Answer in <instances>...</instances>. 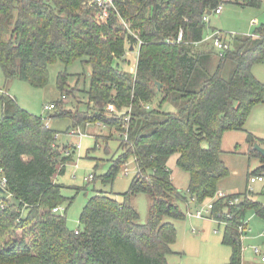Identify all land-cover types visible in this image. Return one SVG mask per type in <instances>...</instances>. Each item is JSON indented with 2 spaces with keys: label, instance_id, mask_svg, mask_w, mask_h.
<instances>
[{
  "label": "trees",
  "instance_id": "obj_1",
  "mask_svg": "<svg viewBox=\"0 0 264 264\" xmlns=\"http://www.w3.org/2000/svg\"><path fill=\"white\" fill-rule=\"evenodd\" d=\"M225 3L261 6V0H115L101 18L93 0H0L6 80L44 88L58 61L67 68L77 61L90 66V85L81 91L87 110L75 114L62 107L53 117H70L75 129L100 122L120 134L128 127V139L120 137L101 181L113 184L130 157L137 170L121 201L97 191L83 208L80 228L69 229L61 208L67 204V212L74 197L63 195L66 187L57 177L66 173L74 149L67 155L42 117L0 92V182L7 180L0 192V264H168L177 240L170 220L185 218L178 202H187L168 168L173 156L190 175L187 195L212 200V218L226 223L222 243L232 250L228 264H243L246 213L253 209L264 219V204L246 199L230 205L247 193L219 198V183L229 175L222 140L229 131H243L253 108L264 103V83L252 72L264 63V29L256 38L219 35L228 45L221 51L214 45L218 35L205 43V18ZM131 46L138 49L134 73L119 62L126 61ZM70 77L67 70L58 76L59 107L73 94ZM165 104L173 111H163ZM247 141L264 165L254 136ZM255 174L264 175V166ZM142 193L152 200L146 224L133 205Z\"/></svg>",
  "mask_w": 264,
  "mask_h": 264
},
{
  "label": "rangeland",
  "instance_id": "obj_2",
  "mask_svg": "<svg viewBox=\"0 0 264 264\" xmlns=\"http://www.w3.org/2000/svg\"><path fill=\"white\" fill-rule=\"evenodd\" d=\"M260 29H264V0H261L260 7H243L236 3H225L221 14L209 16L205 38L213 36L216 32L227 39L236 36L256 38L259 37L257 34ZM137 58V50L129 51L124 59L126 61L119 62L126 71L134 73ZM217 60L216 58L215 64H217ZM66 70L71 75L68 83L73 94L67 93V99L63 102L65 104L60 107L57 105V108L49 110L48 107L51 104L62 100L57 80L59 74ZM230 71L231 64L227 63L223 72L226 79L229 78ZM252 72L257 79L264 83V63L256 64ZM90 74L91 67L84 65L81 61H77L68 68L58 61L50 67L47 86L35 88L18 79L7 81L0 66V91L3 90L15 98L23 109L42 117L49 127L57 132V144H73L74 147H77L78 144L81 145L80 149H75L72 162L67 165L66 173L57 177L58 182L66 187L63 190V195L67 198L74 197L67 212H65L67 204L61 208V214L66 216L67 225L71 230L80 228V215L83 208L97 191L110 194L121 201L122 195L129 190L130 183L137 173L135 159L130 157L127 162L128 175H125V165L118 172L113 184H104L101 177L108 172L110 161L118 152L121 140L119 134L103 124L86 122L80 125L84 136L70 135L69 133L75 129L71 118L53 117L61 111L62 107L75 114L87 110V98L81 91L85 88L88 89ZM157 103V101L153 102L154 107ZM162 110L173 111V107L165 104L162 106ZM1 115L2 105L0 103V117ZM250 134L257 141L255 144L264 148V103L253 108L243 131H231L223 136L222 159L229 169V175L220 181L219 194L223 193L229 196L247 193L248 195L235 197L237 202L248 199L264 204V183H249L250 178L257 175L255 173L264 166L259 154L254 153L248 144L247 139ZM106 137L111 138L106 139ZM177 157L173 156L169 160L168 168L171 171L175 187L186 194L187 202H178L185 218L170 220L176 227L177 240L172 246L173 253L167 256L168 264H228L232 250L222 243L226 225L214 220L211 214L204 213L212 200L198 202L187 195L190 175L177 166ZM91 175H95L97 179L89 181ZM78 188L81 189L79 192H77ZM151 204L150 196L143 193L133 199V205L139 213L141 224L148 222ZM198 211L204 213V218L196 217ZM245 221L247 231L242 238V263L259 264L262 255H256L254 248L258 247L264 253V219L259 218L255 211L250 209L246 213Z\"/></svg>",
  "mask_w": 264,
  "mask_h": 264
},
{
  "label": "built area",
  "instance_id": "obj_3",
  "mask_svg": "<svg viewBox=\"0 0 264 264\" xmlns=\"http://www.w3.org/2000/svg\"><path fill=\"white\" fill-rule=\"evenodd\" d=\"M93 2H94V3H95V4L101 9V13H100V17H101V18H106V17L109 15V11H110L111 9L115 8V0H93ZM222 10H223V6L220 5V6L215 10V13H216L217 15H219V14L222 12ZM205 20H206V22H207V21H208V17L205 18ZM216 35H218V37L214 39V45L216 46V48L219 49L220 51H221V50H224V49H227L228 45L221 41V38L219 37V35H220L219 32H216L212 37L214 38ZM181 39H182V35H180L178 41H181ZM140 42H141V41H140ZM63 98H65V97H63ZM55 108H57V105H56V104H51V105L48 107L49 110H50V109H55ZM108 110H109V111H115V106H114L113 104H109V105H108ZM127 120H129V118H127ZM70 134H72V135H80V136H84V134L81 133L79 130H73V131H71ZM119 136H120L122 139H124L125 141H127V139H128V127L126 128V130H125L124 132H121V133L119 134ZM56 138H57V136H56ZM77 148L80 149V148H81V145L78 144ZM69 154H70V153L68 152L67 155H69ZM124 171H125V175H128V173H129V169H128L127 166L125 167V170H124ZM92 180H93V176H90L89 181H92ZM257 182L264 183V175L252 176V177L250 178V181H249L250 184H254V183H257ZM6 184H7V180L4 178V179L0 182V186H1L3 189H5ZM219 195H220V197H225V196H226V195H224L223 193H220ZM237 203H238V202H237V199H234L233 201H230V205H235V204H237ZM212 209H213V202L210 203V205L208 206L207 211H204V213H206V214H211V215H212ZM53 211L56 213V212L60 211V209H59V208H55ZM204 213L201 212V211H198L197 214H196V217H197V218H204ZM189 214H190V213H189ZM190 215H192V214H190ZM219 223H221V224H225V225H226L225 222H219ZM241 231H242V232L246 231V225H245V228H244V227L241 228ZM254 252H255V254L258 255V256H261V255H262V256L260 257V261H261L262 263H264V254L261 252L260 248H258V247L254 248Z\"/></svg>",
  "mask_w": 264,
  "mask_h": 264
},
{
  "label": "crops",
  "instance_id": "obj_4",
  "mask_svg": "<svg viewBox=\"0 0 264 264\" xmlns=\"http://www.w3.org/2000/svg\"><path fill=\"white\" fill-rule=\"evenodd\" d=\"M222 13V12H221ZM220 13V14H221ZM208 22V21H207ZM215 33V32H214ZM211 38H212V36L211 37H209V38H205V40H204V42L206 43V42H208L209 40H211ZM133 48V49H132ZM130 51L131 52H135L136 50L134 49V47L133 46H131V49H130ZM137 51H138V49H137ZM137 64V63H136ZM1 93H6V92H4L3 90H1L0 91ZM7 94V93H6ZM97 123H99V124H102V123H100V122H97ZM89 125V124H88ZM104 125V124H103ZM105 126V125H104ZM80 127L81 126H79V128H77L80 132H81V129H80ZM77 129H74V130H77ZM73 131V130H72ZM229 132H231V131H229ZM81 133H83V132H81ZM228 133V132H227ZM70 134V133H69ZM84 134V133H83ZM226 134V133H225ZM70 135H72V134H70ZM85 135V134H84ZM75 136H78V135H75ZM80 136V135H79ZM59 146H61V147H63V149H65L66 148V154L69 152L70 154H71V149H74V152H75V149H78L77 147H74V145L72 144V145H65V144H60ZM126 166H127V164H126ZM128 167V166H127ZM67 170V169H66ZM189 207V206H188ZM190 208H188V210H189ZM190 211V210H189ZM264 254V253H263ZM259 264H262L261 263V261L259 262Z\"/></svg>",
  "mask_w": 264,
  "mask_h": 264
},
{
  "label": "water",
  "instance_id": "obj_5",
  "mask_svg": "<svg viewBox=\"0 0 264 264\" xmlns=\"http://www.w3.org/2000/svg\"><path fill=\"white\" fill-rule=\"evenodd\" d=\"M133 49V48H132ZM159 85V88L161 87L160 84ZM255 150H257L259 153H261L263 156H264V148H262L260 145L256 144L255 145ZM0 192H4V189L0 186Z\"/></svg>",
  "mask_w": 264,
  "mask_h": 264
}]
</instances>
